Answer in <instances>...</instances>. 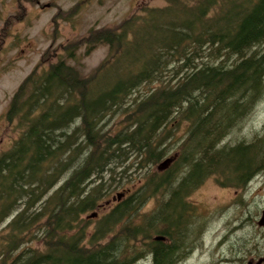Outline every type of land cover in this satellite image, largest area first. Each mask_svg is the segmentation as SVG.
<instances>
[{
    "label": "trees",
    "instance_id": "trees-1",
    "mask_svg": "<svg viewBox=\"0 0 264 264\" xmlns=\"http://www.w3.org/2000/svg\"><path fill=\"white\" fill-rule=\"evenodd\" d=\"M167 1L90 28L39 69L44 54L13 93L0 264H179L203 227L187 196L207 177L245 188L264 172V127L228 139L264 94V0ZM99 45L89 75L65 59ZM121 191L87 230L83 215Z\"/></svg>",
    "mask_w": 264,
    "mask_h": 264
},
{
    "label": "rangeland",
    "instance_id": "rangeland-1",
    "mask_svg": "<svg viewBox=\"0 0 264 264\" xmlns=\"http://www.w3.org/2000/svg\"><path fill=\"white\" fill-rule=\"evenodd\" d=\"M167 2V0H0L5 20L8 18V22L11 23L12 15L20 16L19 24L9 25L8 35L4 37L0 20V153L18 136V130L2 115L19 84L44 54L45 63L39 69L46 68L59 57H64L62 46L80 40L87 35L90 28L115 27L131 14L147 7H165ZM11 32L15 36H12ZM10 44L12 45L9 46ZM2 48L14 53H4L1 51ZM84 50V46L78 49L75 59L69 60L66 57L65 59L68 63L74 64L83 75H89L105 57L107 48L105 45H99L88 54H85ZM116 121L114 117L110 124ZM184 127L182 125L176 133L181 139L184 138ZM263 127L264 94L247 115L243 125L241 127L237 125L228 139L231 142L249 141ZM120 193L124 195V192ZM115 196L116 193L112 192L100 202L98 208L83 215L87 220L86 228L89 226L87 230L91 231L97 222L95 217L87 216L97 212V220H100L122 197ZM155 201L147 200L143 205V212H150ZM187 201L194 207L195 217L201 218L203 227L195 238L192 228L190 229L191 233L183 243L188 245L193 238L194 240L184 252L179 264H223L224 261L227 262L225 264L233 262L236 264L238 261L235 260L240 256L238 253L242 255L244 253V260L250 256H246V253L254 248V241L258 242L255 244L258 250H264V226L256 223L264 208V172L253 177L245 188L220 186L213 176L207 177L187 196ZM3 227L4 224L0 226V231ZM34 246L39 247L40 244L35 242ZM135 264H149V259L140 258Z\"/></svg>",
    "mask_w": 264,
    "mask_h": 264
},
{
    "label": "flooded vegetation",
    "instance_id": "flooded-vegetation-1",
    "mask_svg": "<svg viewBox=\"0 0 264 264\" xmlns=\"http://www.w3.org/2000/svg\"><path fill=\"white\" fill-rule=\"evenodd\" d=\"M45 6H47V5H45ZM12 18H13V22H11V23L8 22L9 21L8 18L5 20V18L3 16V12L1 11V7H0V20H1V24H2V29L4 31L3 37L8 35L7 31H8L9 25H12V24L17 25L20 22V16L19 15L14 14V15H12ZM5 29H6V31H5ZM11 35L15 36V34L12 32H11ZM0 37H1V32H0ZM3 40H4V38H3ZM11 45L12 44H10L9 46H11ZM1 51L4 53L12 52V51H8V50H4L3 48L1 49ZM12 53H14V52H12ZM255 244L257 245L258 242L254 241V244H253L254 248H252L251 251L246 253L247 254L246 256L250 255V256H248V258L246 260H244V256H243L244 253H243V255L238 253V255H240V256L239 257L237 256V258H236L237 260H235V261H238V263H236V264H264V250H262V249L258 250V248H257L258 246L255 247ZM225 258H227V257H225ZM231 262H233V258L231 259ZM225 263H227V262L224 261L223 264H225ZM233 264H234V262H233Z\"/></svg>",
    "mask_w": 264,
    "mask_h": 264
},
{
    "label": "water",
    "instance_id": "water-1",
    "mask_svg": "<svg viewBox=\"0 0 264 264\" xmlns=\"http://www.w3.org/2000/svg\"><path fill=\"white\" fill-rule=\"evenodd\" d=\"M169 162H170V159L169 158L164 159L160 163L159 169H162V168L166 167L169 164ZM121 196H122V193H117L115 197L116 198H120ZM96 215H97L96 212H92L87 217H94ZM257 224L260 225V226H263L264 225V208L261 211L260 218L257 221ZM163 238H164V236H162V235H159V236H156L155 237V239H163Z\"/></svg>",
    "mask_w": 264,
    "mask_h": 264
},
{
    "label": "bare ground",
    "instance_id": "bare-ground-1",
    "mask_svg": "<svg viewBox=\"0 0 264 264\" xmlns=\"http://www.w3.org/2000/svg\"><path fill=\"white\" fill-rule=\"evenodd\" d=\"M255 179V178H254ZM242 203V202H241ZM197 204V203H196ZM194 210V209H193ZM195 214H196V212H195ZM202 215V214H201ZM202 222V221H201ZM257 223V222H256ZM232 259V258H231ZM235 259V258H234ZM237 260V259H236Z\"/></svg>",
    "mask_w": 264,
    "mask_h": 264
}]
</instances>
